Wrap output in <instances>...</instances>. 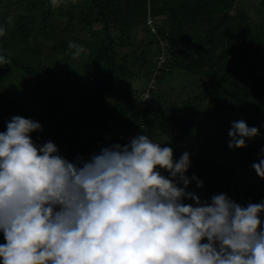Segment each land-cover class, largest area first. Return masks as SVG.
<instances>
[{"label": "trees", "instance_id": "trees-1", "mask_svg": "<svg viewBox=\"0 0 264 264\" xmlns=\"http://www.w3.org/2000/svg\"><path fill=\"white\" fill-rule=\"evenodd\" d=\"M15 1L0 0V27L5 29V35L0 36V55L10 61L7 68L16 80L14 86L27 84L18 91L0 94V132L13 116L47 122L48 130L32 133L33 142L40 146L52 141L70 162L98 154L95 145L109 135L114 134V141L105 140L106 147L127 144L137 133L146 134L171 147L174 159L189 154L186 176L191 183L186 191L202 202L222 193L230 198L232 191L239 190L234 186L242 170L264 154V0H254L259 12L256 20L237 8L235 0H60L56 6L51 0H42L36 10L21 6L25 0ZM80 14L85 19L81 29L75 28ZM94 22L101 27L93 30ZM47 30H59L68 38L58 40L55 35L48 36ZM48 39L54 44L44 56L42 43ZM162 40L172 52L161 69L162 76L156 77L157 83L179 70L205 78L201 85H195L200 89H193V95L185 99L171 96L157 100L158 104V91L150 100L137 102L132 97L136 92L129 88L108 103L104 95L111 82L107 79L126 73L128 69L122 64L131 57L122 56L118 64L117 49L136 46L140 49L137 61L144 62L163 51ZM77 47L89 49L87 58L82 59L90 61L86 73L65 67L67 61L76 59ZM48 58L55 59L51 66L46 64ZM148 65L149 75L155 66ZM47 81L53 87L45 84ZM74 88L80 107L61 115V109L69 108ZM60 95L63 99L56 103ZM230 116L257 127L260 134L247 142V147L222 155L225 159L196 153L199 138L223 143L227 126L221 128L224 135H219L215 124ZM111 126L117 128L110 131ZM162 174L168 176L165 171ZM193 176L203 187H197ZM240 191L242 206L264 201V186L248 184ZM184 203L194 205L191 200ZM261 221L264 224V215ZM0 242L6 243L2 233Z\"/></svg>", "mask_w": 264, "mask_h": 264}, {"label": "clouds", "instance_id": "clouds-1", "mask_svg": "<svg viewBox=\"0 0 264 264\" xmlns=\"http://www.w3.org/2000/svg\"><path fill=\"white\" fill-rule=\"evenodd\" d=\"M162 44L164 62L155 59L137 102L162 76ZM8 63L0 55V66ZM38 131L37 121L13 116L0 132V264H264V201L242 206L222 193L202 202L186 191L187 152L174 159L171 147L142 134L70 162L52 141L36 145ZM259 134L234 121L228 147L245 148ZM251 167L264 179V154Z\"/></svg>", "mask_w": 264, "mask_h": 264}, {"label": "rangeland", "instance_id": "rangeland-1", "mask_svg": "<svg viewBox=\"0 0 264 264\" xmlns=\"http://www.w3.org/2000/svg\"><path fill=\"white\" fill-rule=\"evenodd\" d=\"M15 1V0H13ZM19 1V0H16ZM15 1V2H16ZM42 0L39 1V3H37L36 0H25L23 1L22 5L23 7H27L33 10L39 9L40 7L38 6V4L40 5V2ZM255 3L254 0H235V5L237 6V8L242 9L243 11H245L248 15H250L252 17V20H256L259 17V12L258 10L253 6ZM16 6H20V3H16ZM42 6V5H41ZM84 16H82L81 14L78 16L76 24H75V28H83L84 26ZM100 28L101 25L98 22H94L92 29L94 30V28ZM60 29V28H59ZM48 36H56L59 39H67L68 36L66 37V35H64L63 32L55 31L54 33L49 32V30H47ZM139 36L142 37V34L139 33ZM41 37V36H40ZM65 37V38H62ZM30 38H34V37H30ZM189 43H192L191 40H187ZM135 41H133L134 44ZM54 44V40L48 39L45 40L42 43V47L45 48L44 51V56H47L48 53L50 52V47ZM88 44H90V42H88ZM165 47V46H164ZM78 52V54H77ZM88 52L89 49L84 47L82 49H79L78 47L76 48L75 51V55L73 56L74 61L69 62L67 61L65 63V67L67 69H76L80 72H87L85 70V66L88 65V62L90 61H85L82 59L87 58L88 56ZM117 52L119 54V57L117 59V63L119 61V59L124 56H131L130 59L128 61H126L125 63H123L122 65L127 69L128 71L126 73H117L115 74L114 78H108V80L111 83H108L106 81H104L103 83H108L107 87L105 88V95H104V99L107 100L108 103L111 102V100L115 99L116 97L119 96H123L124 93L129 89L132 88V90H134V92H136V97H139V95H142L144 93V91L146 90V88L148 87L149 84V79L150 77H148V69H149V63L152 64L155 61V57L152 58H147L144 62H140L137 61L138 56L140 54V49L136 50V46H132V48L130 47H124V48H118ZM168 52L169 55L167 58H169V56L171 57V52L172 49L170 48V46H168ZM157 54H155L156 56ZM72 58V59H73ZM156 58H158V56H156ZM55 59H47L46 64H48L49 66H51L52 64H54ZM119 64V63H118ZM7 65H3L0 66V94H4L5 92H13V91H18L20 89H22L23 87H25V83H22L18 86H14V84L16 83V80L13 81L12 79H14L13 76H11V68ZM155 69V67H154ZM46 70H49L48 68H46ZM106 70V69H105ZM104 70V71H105ZM153 70V68H152ZM110 72L111 69H110ZM89 73V72H88ZM106 73V71H105ZM91 75V73H89ZM22 80L23 79V75H21ZM205 78H194L191 75L186 74L183 71H179V70H173L172 73L170 75H168L166 78H164L163 82H159L155 84V91H158V95L155 98V101L160 100V99H167V97H181V98H186L187 96H191L193 89H197L199 90V87H196L195 85L199 84L201 85V83L203 81H205ZM36 79L33 81V86L36 85ZM29 84V81H28ZM45 84H48L50 86L53 87V83L47 81ZM101 84V83H100ZM171 88L172 92H169L168 89ZM76 90V88L73 89V92L69 95L70 99L68 102V106L69 108H64L61 109L59 111V113L61 115H65L68 112H72L73 110H76L80 107V100L78 97V93L77 90L74 93V91ZM26 97V96H25ZM162 97V98H161ZM27 98V97H26ZM63 99V96L60 95L59 98H56L55 101L56 103L58 102V100ZM150 100V99H149ZM26 101V99H25ZM158 103V101H157ZM159 104V103H158ZM163 107V106H162ZM165 108V106H164ZM61 115H59V120L61 119ZM231 117V116H230ZM234 118V120L232 119ZM58 120V121H59ZM237 119H235V117H231L230 118H225L221 121L216 122V133L221 135L223 133H221V128L224 127L225 125L227 126L228 132L231 129L232 123L234 121H236ZM38 123L41 124L42 126V131H46L49 129V125H47V122H44L42 120H37ZM57 124V123H55ZM115 128H117V126H111L110 127V131H114ZM228 132L227 134H225L226 138L224 139L223 143L222 142H216L213 139H211L210 141L208 140H202V139H197L195 144V152L199 153L201 155H205L207 157L210 158H217V159H225L224 154H226L227 152H230L231 150L228 147V143H229V136H228ZM224 135V134H223ZM87 136V133L85 134V137ZM264 136V133H263ZM109 138L110 141H114V134L113 135H109V137H107L105 140H108ZM202 138V137H201ZM105 140L99 141L98 144H96V148L101 151L102 148L106 147L105 144ZM249 143L250 140H246V143ZM128 144V143H127ZM126 145V143L124 144ZM248 184H254L255 186L258 187H262L264 186V179L260 178L257 173L254 171V169H252L250 166H248L247 168H245L244 170H242V172L240 173L239 177L236 180L234 189H239L237 192L236 191H232L231 192V196L230 199H232L233 201L237 202L240 204L239 198L241 195V187L248 185ZM237 187V188H236ZM0 244H3L2 242H0Z\"/></svg>", "mask_w": 264, "mask_h": 264}, {"label": "built area", "instance_id": "built-area-1", "mask_svg": "<svg viewBox=\"0 0 264 264\" xmlns=\"http://www.w3.org/2000/svg\"><path fill=\"white\" fill-rule=\"evenodd\" d=\"M163 52H164V50H163L160 54L157 55L158 58L155 57L157 67L160 66V65H162V63L164 62V58H165V57H164V53H163ZM154 80H155V79H153L152 82H154ZM150 88H153V84H152V83L150 84ZM146 96H148V94H147ZM137 136H139V133H137L134 137H137ZM134 137H133V138H134ZM129 142H130V141H129ZM129 142H128V143H129Z\"/></svg>", "mask_w": 264, "mask_h": 264}, {"label": "water", "instance_id": "water-1", "mask_svg": "<svg viewBox=\"0 0 264 264\" xmlns=\"http://www.w3.org/2000/svg\"><path fill=\"white\" fill-rule=\"evenodd\" d=\"M103 24H104V27H105V23L103 22ZM107 32V31H106ZM110 69H111V71L113 70V67L112 66H110ZM111 73V72H110Z\"/></svg>", "mask_w": 264, "mask_h": 264}]
</instances>
